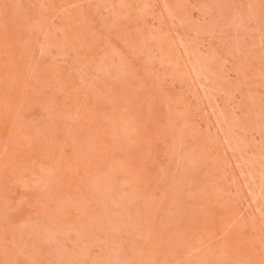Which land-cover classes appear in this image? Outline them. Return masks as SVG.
Masks as SVG:
<instances>
[{
	"label": "rangeland",
	"instance_id": "1",
	"mask_svg": "<svg viewBox=\"0 0 264 264\" xmlns=\"http://www.w3.org/2000/svg\"><path fill=\"white\" fill-rule=\"evenodd\" d=\"M0 264H264V0H0Z\"/></svg>",
	"mask_w": 264,
	"mask_h": 264
}]
</instances>
